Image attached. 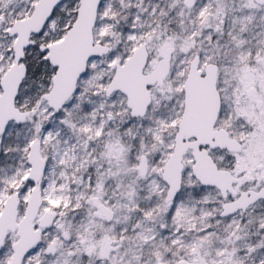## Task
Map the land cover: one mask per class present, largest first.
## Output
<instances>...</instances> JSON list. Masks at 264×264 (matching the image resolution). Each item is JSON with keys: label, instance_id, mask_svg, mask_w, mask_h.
Segmentation results:
<instances>
[{"label": "snow or ice", "instance_id": "snow-or-ice-1", "mask_svg": "<svg viewBox=\"0 0 264 264\" xmlns=\"http://www.w3.org/2000/svg\"><path fill=\"white\" fill-rule=\"evenodd\" d=\"M0 264H264V0H0Z\"/></svg>", "mask_w": 264, "mask_h": 264}]
</instances>
